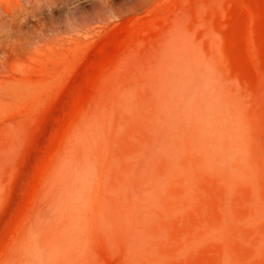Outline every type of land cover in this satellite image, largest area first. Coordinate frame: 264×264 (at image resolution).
<instances>
[{"label":"rangeland","instance_id":"rangeland-1","mask_svg":"<svg viewBox=\"0 0 264 264\" xmlns=\"http://www.w3.org/2000/svg\"><path fill=\"white\" fill-rule=\"evenodd\" d=\"M0 264H264V0H0Z\"/></svg>","mask_w":264,"mask_h":264}]
</instances>
